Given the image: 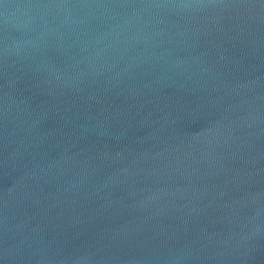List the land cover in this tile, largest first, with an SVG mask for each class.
Returning a JSON list of instances; mask_svg holds the SVG:
<instances>
[{
    "label": "water",
    "instance_id": "obj_1",
    "mask_svg": "<svg viewBox=\"0 0 264 264\" xmlns=\"http://www.w3.org/2000/svg\"><path fill=\"white\" fill-rule=\"evenodd\" d=\"M0 264H264V0H0Z\"/></svg>",
    "mask_w": 264,
    "mask_h": 264
}]
</instances>
